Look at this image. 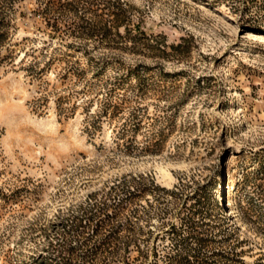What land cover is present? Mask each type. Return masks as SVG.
Here are the masks:
<instances>
[{"label":"rangeland","instance_id":"1","mask_svg":"<svg viewBox=\"0 0 264 264\" xmlns=\"http://www.w3.org/2000/svg\"><path fill=\"white\" fill-rule=\"evenodd\" d=\"M0 264H264V0H0Z\"/></svg>","mask_w":264,"mask_h":264},{"label":"bare ground","instance_id":"2","mask_svg":"<svg viewBox=\"0 0 264 264\" xmlns=\"http://www.w3.org/2000/svg\"><path fill=\"white\" fill-rule=\"evenodd\" d=\"M232 185H229L228 187H229V189H230V187H231ZM232 189V188H231Z\"/></svg>","mask_w":264,"mask_h":264}]
</instances>
